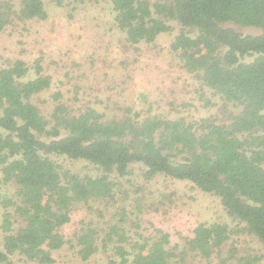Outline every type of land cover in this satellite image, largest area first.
Wrapping results in <instances>:
<instances>
[{
  "label": "trees",
  "instance_id": "trees-1",
  "mask_svg": "<svg viewBox=\"0 0 264 264\" xmlns=\"http://www.w3.org/2000/svg\"><path fill=\"white\" fill-rule=\"evenodd\" d=\"M51 1L62 5L66 0ZM111 4L114 21L131 45L152 44L175 21L180 30L170 49L186 71L237 110L228 124L208 117L145 115L130 106H118L120 114L108 117L91 105L72 112L57 90L45 115L34 101L52 86L41 58L31 67L21 58L0 67V189L5 183L16 186L15 197L0 191V264H15L14 255L33 264H58L54 252L67 244L79 264H90L97 254L109 264H184L190 254L207 264L213 258L215 264H255L257 257L228 246L226 224L200 222L182 246L171 244L170 234L153 223L143 225L145 211L170 202L162 191L136 197L130 210L118 204L109 212L91 203L116 204L118 183L112 175L125 178L140 164L146 181L164 175L215 195L228 215L244 223L242 230L264 244V0ZM46 17L42 0H19L17 10L11 0L0 1V32L15 19ZM56 156L88 161L98 174L81 176L57 164ZM76 203L95 219H82L74 237L65 238L61 230L71 222Z\"/></svg>",
  "mask_w": 264,
  "mask_h": 264
},
{
  "label": "rangeland",
  "instance_id": "rangeland-1",
  "mask_svg": "<svg viewBox=\"0 0 264 264\" xmlns=\"http://www.w3.org/2000/svg\"><path fill=\"white\" fill-rule=\"evenodd\" d=\"M11 1L17 10L19 0ZM42 1L47 11L45 19H15L0 32V67L16 58L23 59L31 67L36 58H41L44 72L52 78V86L34 101L45 115L55 105L51 93L59 90L62 101L72 112L91 105L111 117L120 114L118 106H130L145 115L180 116L189 121L208 117L218 124L230 122L236 106L224 101L195 74L186 71L178 54L170 49L180 30L175 21H169L171 30L161 34L152 44L131 45L114 21L112 0H66L62 5L51 0ZM234 27L242 33H258L252 27ZM187 32L196 35L195 30L187 29ZM54 160L81 176L98 174L96 166L82 159L56 156ZM142 172V166L134 164L125 178L117 179L112 175L118 183L116 204L92 202L93 207L112 212L120 204L130 210L136 197L145 198L151 192L162 191L170 195V202L161 203L156 211H145L143 225L153 223L170 234L171 244L182 246L196 224L223 223L231 230L228 246H236L240 254L254 255L257 257L255 264H264V244L242 230L244 223L228 215L218 197L188 181L164 175L146 181ZM0 191L15 197L16 186L5 183ZM2 212L0 205V218ZM94 217L82 203H76L71 210V222L61 233L65 238H73L81 228L80 221ZM0 246L3 247L1 230ZM54 257L58 264L80 263L68 244L55 251ZM11 258L15 264H33L18 255ZM215 262L213 258L211 263ZM89 263L109 264L98 254ZM184 264H207V261L190 254Z\"/></svg>",
  "mask_w": 264,
  "mask_h": 264
}]
</instances>
